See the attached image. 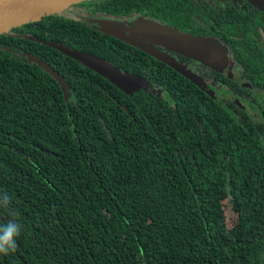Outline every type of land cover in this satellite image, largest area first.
<instances>
[{"label": "trees", "instance_id": "16d2710c", "mask_svg": "<svg viewBox=\"0 0 264 264\" xmlns=\"http://www.w3.org/2000/svg\"><path fill=\"white\" fill-rule=\"evenodd\" d=\"M242 4L90 0L0 35V219L23 226L0 264H264V9ZM137 18L219 40L233 77L164 50L210 97L89 22Z\"/></svg>", "mask_w": 264, "mask_h": 264}, {"label": "water", "instance_id": "95a60500", "mask_svg": "<svg viewBox=\"0 0 264 264\" xmlns=\"http://www.w3.org/2000/svg\"><path fill=\"white\" fill-rule=\"evenodd\" d=\"M86 1L90 0H0V35L8 33L15 27L40 20L44 16L56 14L71 5ZM246 1L256 7L264 5V0ZM89 22L97 24L99 31L103 34L135 47L162 62L199 89L205 91L210 97L214 96L213 92L206 89L203 78L184 64H180L165 51L198 62L227 78L233 77L235 63L229 58L227 47L217 39L192 36L143 18H137L130 26L105 19H89ZM46 45L66 56L78 58L75 53L61 45L53 43H46ZM27 59L48 73L58 83L64 99L69 97L67 85L49 64L31 55H28ZM81 60L118 86L123 87L122 81L127 78L130 79L125 75L118 74L108 65L94 58L84 57ZM235 103L239 105L238 101Z\"/></svg>", "mask_w": 264, "mask_h": 264}, {"label": "clouds", "instance_id": "9594fccd", "mask_svg": "<svg viewBox=\"0 0 264 264\" xmlns=\"http://www.w3.org/2000/svg\"><path fill=\"white\" fill-rule=\"evenodd\" d=\"M11 203V197L0 193V208H6ZM22 225L16 219H0V255L15 252L18 244L17 238L22 233Z\"/></svg>", "mask_w": 264, "mask_h": 264}, {"label": "rangeland", "instance_id": "374dc122", "mask_svg": "<svg viewBox=\"0 0 264 264\" xmlns=\"http://www.w3.org/2000/svg\"><path fill=\"white\" fill-rule=\"evenodd\" d=\"M72 6L73 5L61 10L60 12H58V14L62 15V16L73 15V13H75V11H76V8H73ZM136 85H138V83L136 81L128 79V78L126 80L122 81V86L126 89L132 88L133 86H136ZM156 92L162 94L158 90H156ZM226 205H227V202H226ZM226 205H225V210H226L225 212L227 214V217L230 219L232 217V215L229 214V212H228L229 209ZM233 218H234V216H233Z\"/></svg>", "mask_w": 264, "mask_h": 264}, {"label": "flooded vegetation", "instance_id": "af4514ba", "mask_svg": "<svg viewBox=\"0 0 264 264\" xmlns=\"http://www.w3.org/2000/svg\"><path fill=\"white\" fill-rule=\"evenodd\" d=\"M242 1L246 2V3H247L248 5H250V6H253V5L249 4L246 0H234V4H235L236 6H238V7H242V8H244V6H243V4H242ZM254 7H256V6H254ZM257 8L264 9V5H263V6H260V7H257ZM131 25H132V24H131Z\"/></svg>", "mask_w": 264, "mask_h": 264}]
</instances>
